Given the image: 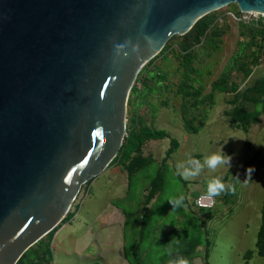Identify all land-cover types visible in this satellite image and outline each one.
I'll use <instances>...</instances> for the list:
<instances>
[{"label":"rangeland","instance_id":"374dc122","mask_svg":"<svg viewBox=\"0 0 264 264\" xmlns=\"http://www.w3.org/2000/svg\"><path fill=\"white\" fill-rule=\"evenodd\" d=\"M235 7L173 35L145 65L128 99L120 155L83 186L68 216L21 264H36L46 240L52 252L43 264H167L169 248L189 264H264V64L254 51L264 33L215 23ZM220 150L232 157L230 168L180 175L178 162ZM249 166L255 171L246 180ZM216 175L236 192L203 208L198 202ZM180 195L184 206L173 209L168 200Z\"/></svg>","mask_w":264,"mask_h":264},{"label":"water","instance_id":"95a60500","mask_svg":"<svg viewBox=\"0 0 264 264\" xmlns=\"http://www.w3.org/2000/svg\"><path fill=\"white\" fill-rule=\"evenodd\" d=\"M264 0H0V264L68 216L118 156L141 70L175 34Z\"/></svg>","mask_w":264,"mask_h":264},{"label":"clouds","instance_id":"9594fccd","mask_svg":"<svg viewBox=\"0 0 264 264\" xmlns=\"http://www.w3.org/2000/svg\"><path fill=\"white\" fill-rule=\"evenodd\" d=\"M232 157L225 154L223 151L213 152L204 156L203 160L189 157L185 161L178 162L176 167L180 172V175L185 178L197 177L207 168L211 172H216L221 167L232 166ZM254 166H249L246 169V175L250 180L252 174L254 173ZM239 181L238 178H235ZM236 187L234 183H226L222 176L216 175L211 179L207 180L206 192L201 197L202 200L213 201L215 197L220 196L225 193L235 194ZM172 205L173 209L180 208L184 206L185 197L180 195L178 197H172L168 200ZM203 206V205H202ZM178 243V241H177ZM168 255L171 257L167 264H189V260L179 254L173 256V250L168 249Z\"/></svg>","mask_w":264,"mask_h":264},{"label":"built area","instance_id":"2783aa9c","mask_svg":"<svg viewBox=\"0 0 264 264\" xmlns=\"http://www.w3.org/2000/svg\"><path fill=\"white\" fill-rule=\"evenodd\" d=\"M225 20H229L231 22L242 24L245 26H250L264 33V13L256 12V11H242L236 5L235 9L226 11L221 16H219L217 20L215 21V23L221 24ZM254 48H255L254 51L256 52V59L258 63L264 64V38H261L260 40L255 42ZM198 203L201 207L208 208V207L213 206L215 202L202 200L200 198Z\"/></svg>","mask_w":264,"mask_h":264},{"label":"trees","instance_id":"16d2710c","mask_svg":"<svg viewBox=\"0 0 264 264\" xmlns=\"http://www.w3.org/2000/svg\"><path fill=\"white\" fill-rule=\"evenodd\" d=\"M157 134L158 133H160L159 131H157L156 132ZM164 136V135H163ZM125 143H126V138H125V140H124V144H123V146H122V148H121V150H120V152L123 150V147H124V145H125ZM120 152H119V154H118V156L120 155ZM117 156V157H118ZM116 157V158H117ZM115 158V159H116ZM114 159V160H115ZM113 160V161H114ZM155 188V187H154ZM154 194L155 193H153V190H151V192H150V194H149V196H148V199H147V203H146V205L149 203V201H151L152 200V198L154 197ZM147 211V209L146 208H144V212H146ZM144 227H145V217H143L142 218V227H141V230H142V232H143V230H144ZM261 239V238H260ZM260 239H259V244H260ZM42 252H40L39 254H38V257H37V263L36 264H43V262H44V260H45V257L47 256V254L48 253H51L52 252V246H51V242L48 240H46V243H45V245H44V248L41 250ZM44 254H45V256H44ZM24 256V255H23ZM22 259V258H21ZM21 259H20V261H21ZM20 261L17 263V264H21L20 263Z\"/></svg>","mask_w":264,"mask_h":264},{"label":"crops","instance_id":"0c3cea01","mask_svg":"<svg viewBox=\"0 0 264 264\" xmlns=\"http://www.w3.org/2000/svg\"><path fill=\"white\" fill-rule=\"evenodd\" d=\"M148 199V198H147ZM153 199V198H152ZM114 215V212H112L111 214L110 213H108V218H111L112 216ZM104 226V225H103ZM105 227V226H104ZM106 228V227H105ZM114 229H117V227H116V225L113 227ZM119 228V227H118ZM101 230V229H100ZM92 235V234H91ZM87 238H86V244H85V246H84V249L82 250L83 251V253H85L86 251V249H87V244L89 245L90 243H87ZM86 247V248H85ZM89 252V254L91 253V254H94V251L92 250V248L88 251ZM88 252H87V254H88Z\"/></svg>","mask_w":264,"mask_h":264}]
</instances>
